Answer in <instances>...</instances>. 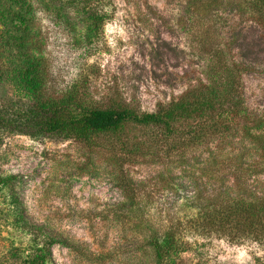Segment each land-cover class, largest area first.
<instances>
[{"label": "rangeland", "instance_id": "374dc122", "mask_svg": "<svg viewBox=\"0 0 264 264\" xmlns=\"http://www.w3.org/2000/svg\"><path fill=\"white\" fill-rule=\"evenodd\" d=\"M234 75L243 112L216 105L199 126L219 132L179 151L196 121L80 139L8 123L65 98L154 113ZM1 113L0 264H264V236L232 242L204 217L264 199V23L249 0H0Z\"/></svg>", "mask_w": 264, "mask_h": 264}, {"label": "trees", "instance_id": "16d2710c", "mask_svg": "<svg viewBox=\"0 0 264 264\" xmlns=\"http://www.w3.org/2000/svg\"><path fill=\"white\" fill-rule=\"evenodd\" d=\"M252 13L264 23V0H249ZM38 66L32 60L28 59L26 67L21 73V81L25 88L35 96L42 84L41 79L37 77ZM236 75L231 77L229 87L223 88L222 95H219L215 85L201 86L192 89L183 99L173 102L166 107L158 109L154 113H145L138 115L126 108H95L87 109L81 107L71 98H65L59 101L45 100L30 106L22 117L11 116L8 122L6 114H2L1 119L6 120L9 126L13 122L22 125L25 129H17L21 133L30 135L31 132L42 133L45 135H62L66 138H88L92 134H99L108 131H116L127 123L158 127L163 131V135H169L177 132L175 126L179 122L196 121L197 126L185 134L184 139H179L176 145L177 151L182 146H193L200 144L201 140L210 134L218 133L221 125L211 119L209 126H199V122L206 112L215 111L216 105L227 102L234 113L243 112L240 98L237 95L238 81ZM226 80V79H225ZM207 113V114H208ZM0 114V115H1ZM4 115V116H3ZM204 126V127H203ZM223 127V125H222ZM207 131V132H206ZM181 138V137H180ZM174 148V146L172 147ZM220 209L217 212H205L206 228L218 236L226 237L232 242H240L244 239L264 236L259 230L264 228V199L256 202H246L237 200ZM161 246L156 247V253L161 257L164 249L166 253L175 252V241L171 235L166 236ZM164 246V247H163Z\"/></svg>", "mask_w": 264, "mask_h": 264}]
</instances>
